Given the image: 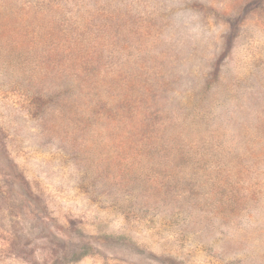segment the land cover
<instances>
[{
	"label": "rangeland",
	"instance_id": "1",
	"mask_svg": "<svg viewBox=\"0 0 264 264\" xmlns=\"http://www.w3.org/2000/svg\"><path fill=\"white\" fill-rule=\"evenodd\" d=\"M0 264H264V0H0Z\"/></svg>",
	"mask_w": 264,
	"mask_h": 264
},
{
	"label": "trees",
	"instance_id": "2",
	"mask_svg": "<svg viewBox=\"0 0 264 264\" xmlns=\"http://www.w3.org/2000/svg\"><path fill=\"white\" fill-rule=\"evenodd\" d=\"M30 4V3H29Z\"/></svg>",
	"mask_w": 264,
	"mask_h": 264
}]
</instances>
